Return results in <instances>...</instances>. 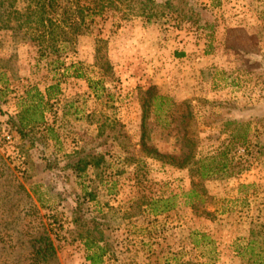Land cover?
Returning a JSON list of instances; mask_svg holds the SVG:
<instances>
[{"label":"rangeland","instance_id":"1","mask_svg":"<svg viewBox=\"0 0 264 264\" xmlns=\"http://www.w3.org/2000/svg\"><path fill=\"white\" fill-rule=\"evenodd\" d=\"M136 1L121 25L99 18L61 50L16 28L33 0L0 2L7 232H21L18 211L39 213L58 264H92L95 251L96 264L264 262V0ZM155 94L170 98L166 113L149 106ZM236 126L243 138L230 137ZM154 148L194 157L175 164ZM206 156L225 169L202 177ZM81 158L98 165L78 173ZM195 183L198 209L184 197ZM193 230L214 243L197 246ZM22 240L0 244V264L29 262Z\"/></svg>","mask_w":264,"mask_h":264},{"label":"trees","instance_id":"2","mask_svg":"<svg viewBox=\"0 0 264 264\" xmlns=\"http://www.w3.org/2000/svg\"><path fill=\"white\" fill-rule=\"evenodd\" d=\"M135 1V2H134ZM1 6L3 0L0 1ZM34 6H29L27 14L25 15L24 21L20 22L16 28L26 29V32L31 30L32 32H39L38 36H35L34 39L38 40L40 43L45 41V37H49L50 41L57 42L56 50H61L62 48H73L78 43V38L81 35H84L88 32H91L93 26H95L100 19L106 20L108 17L113 18V23L117 26L121 25L122 20L129 17V10H135L139 7L136 0H33ZM125 4V5H124ZM140 8V7H139ZM148 4L142 7L143 11H147ZM121 13V14H118ZM145 13V14H144ZM147 18H151L153 14L143 12ZM99 63L101 68L107 69L111 66L109 59L106 57L105 53H100L98 56ZM80 75V74H79ZM54 86L52 85L48 89L50 90ZM145 93H150V90H147ZM153 99L149 106L155 108L157 113H166L168 110L164 108L166 104L169 103L170 98L161 94H155L148 101ZM168 107V105H167ZM160 111V112H159ZM26 117H21V121L24 122ZM228 125L235 124L240 126V122L237 120H229ZM240 128L237 126L232 132H230V137L232 138H243L239 133ZM146 135L142 136L143 145L146 144L144 138ZM151 153H155V157L159 159H167L170 162L175 164H185L191 158L194 157L193 150L184 151V156L182 159H179L171 154H166L159 151L157 148L150 149ZM211 158V159H210ZM200 159L201 167V176L209 177L218 172H221L225 169V162H220L218 165L212 166L209 162H214L215 157L206 156ZM96 164L94 160H85L81 158L77 163L73 165V169L78 173L85 170L88 165ZM6 165L3 163L2 158L0 157V180L9 176ZM7 179V178H6ZM200 186L195 183L194 187L189 189L184 193L185 203L189 206H192L195 209H198L197 202H204ZM21 189V188H20ZM29 206V208H35ZM35 209L33 210V212ZM205 214L208 217H213V212L210 210H204L201 214ZM17 221L21 218L24 220V225L21 229V232L15 234V232L9 233L7 231L10 223L7 220V216L0 211V244L5 243V248L8 247L15 248L18 245V242H15L14 239L17 235L18 241L22 239L23 247L26 245V252H21L29 262L27 264H58L56 260V250L51 240L49 232L46 230L39 231V225H41L40 220L37 221L40 216L39 213H30L27 212L26 215L22 216V212H17ZM28 214H33V216H28ZM210 217V218H211ZM9 218V217H8ZM29 218V219H27ZM14 223V222H13ZM89 231V230H88ZM90 232V231H89ZM193 241L197 246H200L202 240L209 239V235L205 232H200L198 230H193L191 232ZM200 236V238H196ZM6 237H9V240H6ZM209 241H212L209 239ZM214 243V242H213ZM213 252H216V247L212 248ZM101 256V253L98 251L89 254L88 258L92 261V264L97 263V259ZM264 262L259 259L253 260L252 264H263ZM15 264V263H14Z\"/></svg>","mask_w":264,"mask_h":264}]
</instances>
